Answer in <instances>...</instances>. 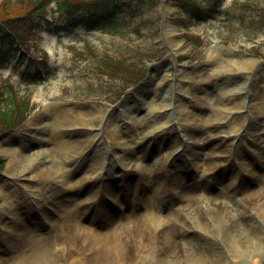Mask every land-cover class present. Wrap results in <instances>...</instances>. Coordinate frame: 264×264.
Wrapping results in <instances>:
<instances>
[{
	"label": "rangeland",
	"instance_id": "374dc122",
	"mask_svg": "<svg viewBox=\"0 0 264 264\" xmlns=\"http://www.w3.org/2000/svg\"><path fill=\"white\" fill-rule=\"evenodd\" d=\"M222 9L195 22L174 0H151L116 16L110 31L66 32L65 19L50 15L30 51L50 56L52 75L43 81L32 80L29 55L12 47L0 93L13 85L35 108L0 135V264H37L42 248L54 253L58 245L60 264H119L117 236L128 251L154 244L157 258L146 264H208L200 252L211 242L221 255L209 264H264V242L207 241L206 230L176 219L211 202L250 219L248 202L264 191V0H226ZM101 60L121 70L101 71ZM215 70H229L227 78L208 82ZM220 114L231 128L187 130ZM209 136L215 143H203ZM194 195L202 197L188 203ZM135 225L137 240L128 232ZM244 226L253 236L250 222Z\"/></svg>",
	"mask_w": 264,
	"mask_h": 264
},
{
	"label": "trees",
	"instance_id": "16d2710c",
	"mask_svg": "<svg viewBox=\"0 0 264 264\" xmlns=\"http://www.w3.org/2000/svg\"><path fill=\"white\" fill-rule=\"evenodd\" d=\"M135 1L137 0H5L0 5V45H3L0 54L4 55L5 60H9L12 45L17 43L25 48L52 10L54 2L57 12L66 17L69 26L81 24L86 28L106 29L114 25L113 21L119 14L136 10L129 7ZM178 1L190 17L202 21L214 18L220 12L224 0ZM203 1L207 2V6L202 5ZM36 64L39 69L34 74L39 77L40 68L47 70V65L43 61H37ZM115 67L111 65V68ZM47 74H50L49 69ZM6 92L8 94L0 93V103H5V107L0 109V134L21 125L32 109L29 99L19 98L10 88ZM2 167L3 162L0 160V168Z\"/></svg>",
	"mask_w": 264,
	"mask_h": 264
},
{
	"label": "bare ground",
	"instance_id": "6f19581e",
	"mask_svg": "<svg viewBox=\"0 0 264 264\" xmlns=\"http://www.w3.org/2000/svg\"><path fill=\"white\" fill-rule=\"evenodd\" d=\"M232 57V56H231ZM222 59H220L221 61ZM223 61V60H222ZM230 62L232 64H237V66L239 65V61H236L235 58L230 59ZM220 70L222 69V64L220 65ZM239 70H241V67H238ZM229 73V70H225L224 72L219 71H213V73L211 74L212 78H210L208 80V82H210L213 79H217L219 77L222 78H227V74ZM237 74V73H235ZM166 90V89H165ZM229 94V93H228ZM229 96V95H228ZM219 118L216 119L213 122H209L205 125H196L195 128L192 129H187L189 131H193L194 129L196 131L199 132L198 129H200V133H202V135H204V133H209V135H211L214 132H220L221 130L225 129V128H231L233 126V121L229 120L230 117L229 116H224V115H218ZM179 124L181 125V122H179ZM185 127L183 128H187L188 125H185ZM53 130L52 131V137L57 139L58 135H59V131H57V128L59 127V125H57L56 123H54L52 125ZM227 139V138H225ZM142 139H140L141 141ZM217 140V138H214L212 136H209L208 139H204L203 143L205 144H211V143H215V141ZM49 143V145H52L51 139H49L47 141ZM16 159V158H14ZM48 158L47 157H43L40 159V163L43 162H47ZM50 164L55 165L57 164V159L54 157L53 160L50 162ZM30 168H27L26 171H28ZM264 190V187H263ZM227 192L226 190H223L222 194L225 195ZM228 197L231 201H234L236 198L235 193H227ZM235 195V196H234ZM200 198L202 197L201 195L199 196ZM199 197L197 196H188L186 199L189 202H196L197 199H199ZM207 197V196H205ZM255 197V196H254ZM250 205L254 206V215L252 218L247 219L243 216H240L237 213V210L234 208H228L226 207L223 202H219V203H210V206L206 209V211L204 210H194V213H190V214H183V215H188L185 216L183 219L181 218H176L178 220H180L185 226H187L188 228H195V229H203L206 230L209 236H206V240H210V238H212L214 241L218 240L219 242H221V244H227L229 243H239L240 239L239 237L241 236H246L249 240H255V242H253L252 247H254V244L256 242H264V191L262 193H260L259 198L255 201V198L252 199V201L248 202ZM213 205V206H212ZM213 210V211H212ZM257 217H259L257 219ZM149 218H152L151 215L149 216ZM209 219L212 220V222H214L217 226H213L210 227L209 226ZM151 222L154 221V219L150 220ZM246 222H250L251 225V231L254 233L253 236H250V234L247 232L246 227L244 226V224ZM157 223L155 225L154 229H159L161 227H164L163 224L157 226ZM166 226V225H165ZM170 226H173L172 223L170 224ZM135 230L134 231H130V229L128 228V232L136 238V240L139 238L140 234H141V229L139 227V225H135ZM168 227V225L166 226ZM250 228V227H248ZM134 232H136L137 234H135ZM210 237V238H209ZM134 238V239H135ZM200 238V237H199ZM198 238V239H199ZM175 240V238H173ZM153 242H155V240H151ZM144 241L141 240V244ZM211 242V241H209ZM172 243V242H171ZM210 245L206 246L205 250L200 252V258L203 259L204 263H210L211 262V258L212 259H216L218 256L221 255V252L219 251V246L220 243L214 242V243H209ZM113 247H115V250H117L119 252V258H118V263L119 264H136V262H138V264H146L147 260L149 258H157V255L155 253V246L154 244H145L144 247H140V248H145V252H140V251H128L126 249H124V243L123 240H121L118 236L115 240H113ZM102 248V247H101ZM98 249V247H97ZM222 249V248H221ZM56 250H59V252L64 251L62 249V247H60L58 245L57 248H54V253H50V248L47 251L46 248H42V253H45L43 256L39 257L38 260L35 259V262L37 264H60L59 260H58V256L56 253ZM47 251V253H46ZM161 253L159 251V255L160 256ZM136 256V257H135ZM179 256V255H178ZM180 257V256H179ZM178 258V257H177ZM151 259V260H152ZM160 259V258H159ZM238 260H240V257L238 256L237 258ZM174 259H172L171 261H168L169 264H176L174 261ZM158 261H162L161 259ZM173 262V263H171ZM66 264V263H64ZM77 264V263H76ZM98 264H104L102 262H98Z\"/></svg>",
	"mask_w": 264,
	"mask_h": 264
}]
</instances>
